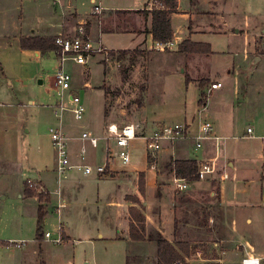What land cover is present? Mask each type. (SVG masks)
<instances>
[{"label":"crops","instance_id":"obj_1","mask_svg":"<svg viewBox=\"0 0 264 264\" xmlns=\"http://www.w3.org/2000/svg\"><path fill=\"white\" fill-rule=\"evenodd\" d=\"M237 1L246 3L245 6L250 2V0H178V12L171 14L174 38L170 46L162 49L158 46L159 42L154 40L151 32L153 24L151 10L154 6L151 0H102L104 9L101 14L93 13L92 0H59V2L56 0H0V88L6 86L7 96L15 97L17 104L21 107L29 108L36 104L34 120H38L39 117L47 118L45 114L50 112L53 117L50 118L52 123L50 126L60 123L55 109L59 101L55 75L59 69L60 60L54 49L23 48L21 39L23 37L74 36L81 24H85L92 38L101 39L106 46L116 52H114L113 62L121 63L128 60L130 55L137 54L136 52L154 49V56L157 59L151 69L153 74L151 82L153 87L155 82L163 86L160 87V96L165 95L170 99L173 97L180 100L185 97L187 101L190 96V84L198 90L196 111H186L183 121L170 122L154 119L152 120L154 123L148 125L146 134L141 133L140 127L138 131L140 137L150 136L165 123H185L189 128V137L174 142H164L163 148L152 164H149L147 150L145 162L142 165L130 163L123 165L118 159H113L105 174L95 173L98 180H75L70 172L66 176L59 175L56 171L55 157L53 166V171L56 172L55 180H52V174L48 172L36 180L41 182L50 193V201L45 203L47 215L42 226L43 232L50 231L45 229L47 222L57 218V231L52 233V236L57 237L62 232L64 233L63 242L59 245H76L75 243L84 240L73 233L69 218L75 211L71 208H78L80 198L85 195V199L90 200L92 182L99 187L98 201L95 204L100 205L101 185L109 181L107 179H115L121 184L117 185L116 193L105 203L109 210L107 221L101 225L92 223L94 220L100 223L99 216L92 214L82 218L81 223L83 227H87L90 234L98 238L124 242L127 259L129 252L136 256L135 259L148 258L150 253L147 247L151 245V252L156 253L155 259L158 261V248L155 241H135L130 237L129 209L132 206L141 208L140 204L128 199V196H135L144 207L147 234L159 232L173 244L186 242L189 244L190 251L193 247L190 241L199 237L203 238L204 234H210L212 237L214 235L210 242L211 251H215L216 255H201L203 250L198 249V259L186 256L188 264H243L247 258L255 259L257 264H264V70L259 66L264 61V23L261 22L262 25L257 28V17L252 15L254 12H245V21L231 22L224 13V9L227 6L233 7V5L226 4H234ZM254 1L257 4L253 3L252 8L263 6V0ZM258 17L264 16L258 13ZM235 34L244 36V51L242 58L234 61L232 67H228L231 79L229 85L236 100L232 111L231 100L225 103L215 98L217 91L225 86V82L221 78V71L212 70L208 67L207 61H210L217 53H226L216 47L214 42L218 37ZM186 39L210 44L211 52H181L179 45ZM252 58H255L254 61L248 65ZM55 64L56 71L51 78L50 88L55 91L58 99L56 102L45 103L44 100H50L47 92L43 91L48 76L46 67ZM174 64L176 67L170 66ZM77 65L80 66L79 69L87 70L85 68L87 65ZM165 65H169L166 74L168 80L179 77L182 81L184 78L185 89L177 87V83L176 87H172L173 81H166ZM114 73H116V66L105 68L103 82L95 87L89 79L83 82L84 88H89L91 91L93 88L103 91L105 109L101 116L88 113V106L85 105L84 123L74 122L68 125L66 122L64 124L66 111L63 114L60 124L69 137L73 163L79 162L78 153L83 143L81 140L83 132H91L102 137L109 124L113 123L122 127L133 123L117 118L116 105H112V98L106 92V87L113 82ZM158 75L159 79H156ZM202 79L208 80V83L209 79L212 81L209 86L207 83L201 88L199 82ZM214 82H221L223 85L208 94L207 90ZM79 84L78 81L72 82L71 94L80 95L82 88H78ZM165 85L169 89L167 92L162 91ZM35 91L39 95L34 94ZM182 91H185L184 95ZM35 95L36 97L33 98ZM201 97L204 99L202 104L200 103ZM66 101L69 104V100L66 99ZM205 120L213 123V135L220 139H206L202 147L196 148L195 136L199 133L201 122ZM249 127L253 129L251 135L257 136L262 141L263 148L258 158V167L248 145L242 143L232 148L228 143L230 140H235V143L239 144L242 140L249 139L247 138ZM80 128H82L81 132ZM32 129V126L26 128V132ZM71 141H74L77 146L70 145ZM101 142L97 148L87 142V148L90 150L87 161L93 165L101 164L97 162V159L106 161V143L103 140ZM111 144L114 146V141ZM99 149L102 151L101 157L100 152H97ZM188 159L197 161L199 167L204 163L213 164L215 172L205 179L196 180H187L178 176L175 168L176 161ZM115 160L120 163L117 164ZM5 164H8V160L3 159L1 154L0 166ZM83 175L87 177L86 174L83 173ZM62 177H65V180H62ZM28 179L29 177L20 180L16 190L12 191L13 198H16L13 199L16 201H12V205L15 210H18L17 207L22 210L21 215L25 218L27 225L29 224L32 233L35 222L37 225L40 200L38 195H25ZM180 179H185L187 182L188 186L185 189L178 188V184L182 182ZM141 180L144 182L145 195L140 189ZM79 181H85L87 186L84 187V183L79 184ZM4 192L6 194L1 195V200H8V191ZM111 226L115 227V233H112ZM0 238L8 239L9 242L13 239L20 242L25 237L20 234L15 237L12 233L0 228ZM91 238L86 240L92 243L94 249L98 244L94 238ZM30 240L31 249L23 251L20 264L28 261L47 264V245L53 241L45 237L39 240L37 234ZM6 244L1 241L0 250L5 251L4 254L10 257L6 251L10 247ZM38 244L44 256L42 259H38L41 254L39 249L37 250ZM90 263L91 260L88 259L86 264Z\"/></svg>","mask_w":264,"mask_h":264},{"label":"rangeland","instance_id":"obj_2","mask_svg":"<svg viewBox=\"0 0 264 264\" xmlns=\"http://www.w3.org/2000/svg\"><path fill=\"white\" fill-rule=\"evenodd\" d=\"M151 2L155 3L156 1L151 0ZM253 3L257 4V2H253V0H250L247 6H245L246 3H240V1H237L234 4H226L233 5V7H225L224 13L232 22L235 20L245 21L244 13L254 12L252 15L257 17L256 26L259 28L262 25L261 22L264 23V17H258V13H262L264 16V2L261 8H252ZM258 3L261 4L260 2ZM219 5L220 4H218V6ZM224 6L225 5H223V7ZM236 7H238V9H236ZM214 43L216 47L219 48L218 50L226 52L217 53L210 59V61H207L208 67L212 70L221 71V78L225 82V86L217 91L215 98H219L221 102L224 101L225 103H227L228 100H231L230 107L233 111L236 100L234 99L235 95L229 85L231 79L230 73H228V67H232L234 61L236 62L237 59L242 58L241 56L244 51V36L241 34H235L232 36L223 35L218 37ZM111 51L113 58L110 60H106V56L102 54H97L90 58L87 66H85V68H87L86 71L79 69L80 66L72 61H68L65 64L66 71L72 75V82H80L78 87L80 89L82 88L80 90V96L85 105L88 106V113L91 112L98 117L101 116V113H104L105 109V96L103 91L100 89L93 88L91 91L89 88H84L83 82L89 79L95 87L103 82L105 77V68L111 66H116V73H114L111 85L106 87V92L108 96L112 98V105H116L115 112L117 113V118H122L128 122L140 124L142 134H146L148 131V125L153 124L154 122L152 120L154 119H163L170 122L183 121L185 118L184 113L186 111H196L198 104V90L194 85L190 84V96L187 101L185 97L180 100L179 98L173 97L170 99L165 95L160 96V87L163 86H161L159 82H155L153 87L151 82L153 75L151 69L156 64L155 59H157L154 56V49L136 52L137 54L130 55L128 60H124L121 63L113 62L115 51L110 50V52ZM254 59L255 58H252L248 65L252 64ZM170 66L176 67L175 64ZM259 66L262 70H264V61H262ZM168 68L169 65H165L164 77H166V81H173L172 87H176L177 83V87L185 89L184 78H181L182 81L179 77H174L173 80L170 78L168 80V75L166 76ZM46 70L48 71V76L46 78L43 91L47 92L50 100L46 99L43 102H56L58 98L55 91L50 88V82H52L51 78L56 71V64L46 67ZM179 74L180 73H178V75ZM156 79H159V75ZM211 81L212 80L209 79L207 86L210 85ZM5 87L6 86H2L0 88V153L3 156V159L8 160V164L0 166V168H3L0 169V228L12 233L15 237H17L18 234L22 235L25 237L22 239L25 241V244L22 249L21 247H15V245L10 244V249L6 250L10 257H7L6 254H4L5 251L2 252L1 249L0 264H20V257L22 256L23 251H27L28 248L31 249L32 243L30 239L36 236L37 225L35 222V228L31 233L32 230L29 228V224L27 225L25 218L21 215L22 210L18 207L16 208L18 210H15V207L12 205V201H16L13 200L16 198H13L14 193L12 191L16 190L17 185L20 184V180H24L28 177L36 180L39 179L41 175H45L46 172L52 174V180H55L56 172L54 173L53 166L55 163L56 150L53 147L48 133V128L52 124L50 122V118H53L51 113L48 112L45 114L47 118L39 117L38 120H34L33 117H36V104L34 106H29V108L19 106L15 97L13 98L12 96H7L8 92ZM168 90L169 89L166 85L165 88L162 89L163 92H167ZM155 92L158 93L156 94ZM181 93L184 95L185 91H182ZM34 94L39 95L36 91ZM36 95L33 96V98H35ZM84 121L85 118L81 121L75 120L70 111H66L64 114V124L65 122L68 125H71L74 122L82 124ZM31 126L33 129L27 133L26 128H30ZM79 131L81 132L82 128H80ZM247 138L249 139L242 140L239 144H236L235 140H230L228 143L232 148L234 146L237 147L242 143L248 145L252 152L253 159H255V163H257L258 167V158L260 157L261 150L263 148L262 141L255 135L248 136ZM102 143L103 142H101V144ZM85 144L88 145V143ZM70 145L74 147L77 146L74 141H71ZM130 149L132 154L130 164H144L145 155L147 153L146 139L144 137H140L131 141ZM97 152H100L101 157L102 151L99 149ZM87 155H90V150H88V148ZM40 159H42V161H40ZM151 159L153 161L155 160L154 157H151ZM2 161L4 162V160ZM116 161L117 164L120 163H118V160H115V162ZM97 162L105 164V160L97 159ZM70 173L73 175L75 180H98V178L95 177V173L87 175L86 178L84 177L83 172L79 171V169H73ZM62 180H65V177H62ZM107 180L109 181H105L100 188L102 192L101 200H99L101 202L100 205L95 204V202L98 201L97 197L99 187L96 183L92 182L90 185V200H86L85 195L83 198H80V205H78V208H71L75 211V213L72 212V215L69 218L71 220L69 223L72 225L71 227L73 233L76 237L84 240L80 243H75L76 245H59L54 242L49 243V245H47L46 252L47 264H86L88 259L91 260L90 264H125L126 261L127 264H157V260L155 259L156 253L151 252V245H148L147 247V251L150 253L148 258L135 259L136 256H133V253L129 252V257L127 259L125 251L126 245L124 242L116 240L108 241L106 238H98L94 234H90V231H87V227H83L81 220L86 215L91 216L92 214H96L99 216L100 223H97L98 220H94L92 223L101 225L104 221H107L109 210H107L108 207L105 203L109 201L110 197H113L114 193H116L115 190L117 185L121 184L115 179ZM82 183L85 184L84 187L87 186L85 181H79V184ZM4 191H8V200H1V195L6 194ZM57 227V218H53L47 222L45 229L50 230L51 233H56ZM115 230V227L111 226L112 233H115ZM89 237H92L97 241L98 245H96V248L94 247L93 249L92 243L89 240H86L89 239ZM211 238H214V235L212 237L210 234H204L203 238L199 237L196 240L190 241L193 244L190 251V257L192 259H198V249L203 250L201 255L206 254L207 256H215V251H211ZM0 241H4L5 244L6 242H9L8 239L2 240L1 238ZM10 241L15 240L13 239ZM38 249L39 253H41L42 249L39 247V244L37 245V250ZM41 255L42 253L39 255L38 259H42V257L44 258V256ZM24 264L37 263L28 261Z\"/></svg>","mask_w":264,"mask_h":264},{"label":"built area","instance_id":"obj_3","mask_svg":"<svg viewBox=\"0 0 264 264\" xmlns=\"http://www.w3.org/2000/svg\"><path fill=\"white\" fill-rule=\"evenodd\" d=\"M59 2V0H56ZM93 13L101 14L103 11L102 0H92ZM57 46L56 52L59 56L60 65L55 75V81L58 86L59 101L55 105L57 116L61 120L65 111H70L77 121L84 119L86 114V106L80 95L71 94L72 90V75L66 71L65 64L72 61L76 64L87 65L89 59L97 54L106 56V60L113 58L112 51L106 46L101 39H94L89 34L85 24L78 27L77 34L74 36H58L55 38ZM172 42L158 43L162 49L170 46ZM221 82H214L208 88L207 93L214 89L222 87ZM69 100V104L66 102ZM56 124L49 127V136L51 138L53 147L56 150V171L60 176H66L71 170L79 169L84 174L90 175L92 173L105 174L108 170L109 164L113 159H118L123 165H128L132 160L130 150L131 141L140 138L138 131L140 125L135 123L125 124L118 127L117 124H109L104 136L99 137L91 132H83L81 136L82 146L79 150V162L73 163L71 160L70 148L68 145L69 137L66 134L62 124ZM214 125L211 121L205 120L201 122L199 133L195 136L196 148L202 147L203 141L210 138L219 140L220 137L213 135ZM248 136H252L253 129L251 127L247 130ZM189 137V128L185 123H165L156 129L150 136L144 137L147 142L148 156L157 158L158 153L163 148L164 142H174L178 139ZM101 140L106 143V161L105 164L93 165L87 161V145L89 142L94 148L99 147ZM264 140V139H263ZM114 141V146L111 142ZM264 151V148H263ZM215 172V165L204 163L199 167L197 176L200 179H205L211 173ZM182 182L178 184L179 189H185L188 184L185 179H180ZM179 180V181H180ZM27 185L33 188L38 194L47 192L46 188L41 182L33 179L27 180ZM44 237L52 240L54 243L60 244L63 242L62 234L53 237L50 231L44 233ZM1 242V241H0ZM17 247H22L25 241H11L9 242ZM257 264L255 259H245L243 264ZM177 261L174 264H187Z\"/></svg>","mask_w":264,"mask_h":264},{"label":"trees","instance_id":"obj_4","mask_svg":"<svg viewBox=\"0 0 264 264\" xmlns=\"http://www.w3.org/2000/svg\"><path fill=\"white\" fill-rule=\"evenodd\" d=\"M154 6L151 10L153 14V24L151 32L155 41L160 43H167L173 40L174 31L171 23V14L178 12V0H155ZM88 34V32H87ZM21 46L25 49H57L55 44V38L45 37H23L21 39ZM181 52L189 53H210V44L193 42L190 39L184 40L179 45ZM208 83V80L202 79L199 82V86L202 88ZM203 96V93H202ZM204 99L201 97L200 103L202 104ZM149 157V156H148ZM153 160L149 157V164H152ZM176 174L187 180L198 179L197 171L199 170V164L197 161L177 160L175 163ZM140 189L143 195H145L144 182L140 181ZM25 195L34 196L38 195L40 204L37 214V238L42 240L44 237L43 223L47 215L46 202L50 201V193L45 192L37 194L33 188H30L26 184ZM129 200L140 204L141 208L137 206L130 207V237L135 241L153 240L157 243V264H174L177 261L186 263V256H190L191 252L189 244L186 242L171 243L162 236L161 233L155 232L147 234L146 228V216L144 213V207L141 201L135 196H128ZM64 238V233L62 232ZM11 243L7 242V246ZM188 264V263H187Z\"/></svg>","mask_w":264,"mask_h":264}]
</instances>
